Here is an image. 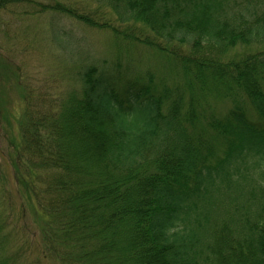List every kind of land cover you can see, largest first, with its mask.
Wrapping results in <instances>:
<instances>
[{"label": "trees", "instance_id": "1", "mask_svg": "<svg viewBox=\"0 0 264 264\" xmlns=\"http://www.w3.org/2000/svg\"><path fill=\"white\" fill-rule=\"evenodd\" d=\"M93 1L83 11L41 4L171 60L192 89L174 98L150 74L125 70L122 49L110 65L83 67L62 97L23 85L11 167L44 255L264 264V0ZM33 2L0 0V10ZM209 96L234 106L215 118Z\"/></svg>", "mask_w": 264, "mask_h": 264}, {"label": "rangeland", "instance_id": "2", "mask_svg": "<svg viewBox=\"0 0 264 264\" xmlns=\"http://www.w3.org/2000/svg\"><path fill=\"white\" fill-rule=\"evenodd\" d=\"M38 1L40 4L8 5L0 10V66L5 76L0 74V264H57L44 255L39 226L29 211L22 209L24 200L11 167L19 130L13 114L25 108L23 85L35 89L45 100L62 97L77 86L78 71L97 61L110 65L122 49L120 59L125 70L150 74L156 85L171 89L174 98H188L192 89L188 78L171 60L158 59L140 47H119L121 41L114 39L110 30L82 25L41 4L56 0ZM58 1H66L80 11L94 8L91 0ZM111 19L117 24L114 17ZM55 29L61 35L57 41ZM65 37L69 40L63 42ZM133 37L130 38L134 40ZM241 54L242 49H237L232 56ZM232 106L234 103L228 99L208 97V107L215 118L226 115Z\"/></svg>", "mask_w": 264, "mask_h": 264}]
</instances>
